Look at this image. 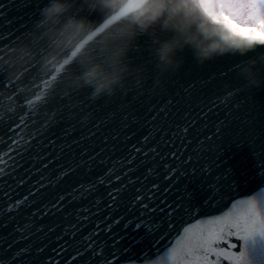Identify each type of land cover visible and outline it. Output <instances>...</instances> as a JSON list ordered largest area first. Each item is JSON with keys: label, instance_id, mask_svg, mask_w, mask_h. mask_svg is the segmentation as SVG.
<instances>
[{"label": "snow or ice", "instance_id": "obj_1", "mask_svg": "<svg viewBox=\"0 0 264 264\" xmlns=\"http://www.w3.org/2000/svg\"><path fill=\"white\" fill-rule=\"evenodd\" d=\"M219 56L230 62L195 67L185 60L163 76L144 60L143 77L114 95L94 102L81 95L75 108L61 100L34 109L37 116L43 111L46 122L27 152L13 158V172L26 173L38 147L51 143L63 125L95 127L102 114L131 115L149 93L165 110L175 108L177 144L167 151L149 147L148 136L136 134L143 120L129 118L121 127L136 131L124 137L113 161L75 169L70 163L66 169L45 165L34 182L19 176L17 187L27 188L23 197L14 195L9 181L16 177L7 173L0 190V264H52L53 235L64 241L59 249L52 245L59 264L69 258L70 264H264V43ZM178 97L182 107L174 105ZM234 148L247 149L246 172L229 164ZM98 201L113 213L112 221L121 208L134 216L137 235L121 221L116 228L109 221L105 228L86 229L91 216L85 213L92 211L87 204L99 207Z\"/></svg>", "mask_w": 264, "mask_h": 264}, {"label": "water", "instance_id": "obj_2", "mask_svg": "<svg viewBox=\"0 0 264 264\" xmlns=\"http://www.w3.org/2000/svg\"><path fill=\"white\" fill-rule=\"evenodd\" d=\"M61 2L68 5V10L59 17V23L41 26L42 11L49 6L51 0H0V5L5 6L0 7V120L7 121L0 124V190L5 188L4 181L8 180L6 174L12 173L16 179L9 182L16 189L14 195L18 197L27 194V188L23 184L17 187L19 176H24L25 184L34 182V178L45 171V165L52 168L62 164L66 169L70 163L75 169L77 164L83 168L85 165L91 167L99 161L108 163L117 159V149L124 137L131 136L136 131L131 125L121 127L126 119L143 120L144 126L136 134L141 138L148 136L146 143L149 147L158 144L167 151L169 145L175 148L177 144L172 127L175 123L172 111L175 108L165 110L162 104L154 102L149 93L148 98L131 115L102 114L95 127L88 125L82 128L75 122L63 125L61 131L50 138L51 143L46 140L38 147L33 160L29 162L31 167L25 165L26 173L19 169L13 172L12 160L20 158L17 152L26 153L29 145L34 142L33 138L39 134L38 130L43 131V124L46 122L44 113L42 111L37 116L33 113L34 109L55 107L61 100L75 108L82 103L81 95L94 102L92 89L84 86L80 77L91 63L104 61L111 45L109 37L121 26L119 18L109 15L98 0ZM25 3L30 4V7L24 8ZM70 19L79 22L81 26L65 30L64 26ZM150 43L147 36H139L135 40L126 63L130 69L140 68L141 73L139 77L135 72L126 75L123 86L117 92L143 77L147 68L142 67V61L150 60L153 63L149 52ZM179 57L182 60L181 67L185 60L195 67L230 62V58L214 56L203 63H197L187 50L180 53ZM152 74L149 66V75ZM182 103L179 97L174 101L175 107H182ZM161 147H157V152L161 151ZM250 163L247 149L234 148L230 153L229 164L238 173L246 172ZM133 182L139 183L135 176ZM238 195H243V192ZM98 203L99 207L87 204L92 211L85 213L91 216V221H84L86 229L95 225L105 228L109 221L116 228V221H121L122 224L128 222L127 230L133 236L137 235L132 230L134 216L121 208V216L112 221L113 213L107 210L102 201ZM64 227L67 229L69 225ZM63 243L60 237L52 236L48 244L52 264H59L61 261V257L52 251V245L59 249Z\"/></svg>", "mask_w": 264, "mask_h": 264}, {"label": "clouds", "instance_id": "obj_3", "mask_svg": "<svg viewBox=\"0 0 264 264\" xmlns=\"http://www.w3.org/2000/svg\"><path fill=\"white\" fill-rule=\"evenodd\" d=\"M108 14L121 22L109 37L108 54L91 63L80 77L92 89V98L111 96L123 86L130 69L128 53L139 36L149 37L154 71L168 75L178 71L179 54L190 52L203 63L226 52L243 53L264 43V0H98ZM68 10L61 0H51L42 11L41 26L59 23ZM69 20L65 30L80 27Z\"/></svg>", "mask_w": 264, "mask_h": 264}]
</instances>
